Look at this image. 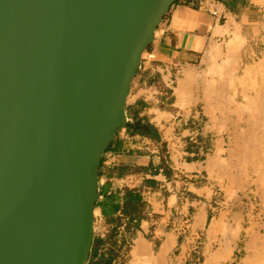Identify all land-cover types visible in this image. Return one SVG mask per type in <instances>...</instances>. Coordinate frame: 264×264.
I'll return each instance as SVG.
<instances>
[{
	"label": "water",
	"instance_id": "95a60500",
	"mask_svg": "<svg viewBox=\"0 0 264 264\" xmlns=\"http://www.w3.org/2000/svg\"><path fill=\"white\" fill-rule=\"evenodd\" d=\"M178 0H0V264H89L101 160Z\"/></svg>",
	"mask_w": 264,
	"mask_h": 264
},
{
	"label": "crops",
	"instance_id": "0c3cea01",
	"mask_svg": "<svg viewBox=\"0 0 264 264\" xmlns=\"http://www.w3.org/2000/svg\"><path fill=\"white\" fill-rule=\"evenodd\" d=\"M214 9L220 13L219 17L212 16L211 11ZM262 31L264 0H178L158 26L153 44L142 56V63L147 52H154L156 60L143 63L141 71L133 81L129 96L133 97V101L127 105V112H131L135 118L134 123L129 125L142 121L151 125L155 134L136 132L129 125L120 129L106 150L99 169V203L109 197L112 199L111 206L114 205L115 209L108 206L106 217L98 204L94 216L98 213L111 223L109 228L115 233L117 240H121V237L130 239L132 253L138 251L137 246L151 245L153 249L157 243L158 255L168 245L167 254L180 247L182 256L185 253V243L189 241L186 236L180 238L175 228L178 223H182L183 234H187L185 229L190 230L192 226L186 225L191 220L185 221V218L191 211H195L193 227L197 215L204 211L203 224L197 229L205 231L203 236L208 243L212 238L225 241L221 232L217 236L211 234L215 218L210 213L208 199L191 198L193 185L190 178L200 177L203 171L199 165L204 162L198 159L188 163L183 156L189 154L183 151L180 157L177 151L178 144L189 132L185 129L188 124L186 117L194 106H178L180 101L176 92L168 104L161 105L157 101H145L142 92L146 87H155L158 82H167L172 75L178 77L179 86V80L184 81L190 74L204 72L212 65L210 54L214 51L215 57L217 52L214 47L217 48L230 39L234 32L254 39ZM249 50L252 51L253 46ZM216 61L220 63L221 59ZM164 106L166 107L163 108ZM164 114L172 116V119H161ZM180 116L183 117L181 121ZM177 131H182L179 134L181 138H177ZM196 154L197 148L191 156H197ZM190 166H195V169L188 171L186 167ZM111 191L114 192L112 196L109 195ZM128 192H133L138 197L133 218L124 211ZM121 213L129 221L121 219ZM175 213L179 216L181 214V220L174 218ZM94 235L95 242H98L95 232ZM98 256L99 251L94 243L90 263L96 264L99 260L105 263L108 260L107 255L101 259Z\"/></svg>",
	"mask_w": 264,
	"mask_h": 264
},
{
	"label": "rangeland",
	"instance_id": "374dc122",
	"mask_svg": "<svg viewBox=\"0 0 264 264\" xmlns=\"http://www.w3.org/2000/svg\"><path fill=\"white\" fill-rule=\"evenodd\" d=\"M234 39L235 34L217 47L216 53L220 55L215 53V60L211 57L212 65L207 70L190 74L192 81L179 80L175 88L178 106H194L186 117L189 122L185 129L189 132L178 144V154L181 157L183 151L188 153L183 156L188 163L198 159L204 162L199 165L203 171L200 177L190 178L191 198L208 199L210 213L215 218L211 234L217 236L221 232L225 241L212 238L208 243L203 236L205 231L197 229L203 224L204 211L197 215L194 227L195 211H191L185 218L191 220L186 225L192 226L185 229L187 234H183L182 223L175 228L180 238L188 237L182 256V249L177 247L161 258L156 243L153 249L149 246L150 257H139L131 252L130 244H120L109 228L106 238L96 235L98 242H95L98 251L107 249L106 259L113 257L116 264H198L199 259L201 264H264V31L258 32L254 39L245 35L238 48L240 58L236 55L241 61L236 57L233 60L236 63L229 64L225 58L229 57L228 45ZM217 59H221L220 63ZM182 82V85L190 83L182 88ZM132 101L133 97L129 98L128 104ZM161 119L169 121L172 116L164 114ZM179 134L182 131L176 132L177 138H181ZM196 148L197 156L193 157ZM186 168L192 171L195 166ZM181 217L174 214L176 220ZM106 225L111 223L106 221ZM255 235L258 238H253Z\"/></svg>",
	"mask_w": 264,
	"mask_h": 264
},
{
	"label": "built area",
	"instance_id": "2783aa9c",
	"mask_svg": "<svg viewBox=\"0 0 264 264\" xmlns=\"http://www.w3.org/2000/svg\"><path fill=\"white\" fill-rule=\"evenodd\" d=\"M212 16L214 17H219V12L217 9H214L213 11H211ZM156 60V55L154 52H147L143 58V63H147V62H154ZM142 63V65H144ZM178 84V77H176L175 75H172L169 77V80L167 82H158V84L154 87V86H150V87H146L144 89V92H146L143 95V98L145 101L148 102H153V101H157L158 104H165V103H169L175 93V88ZM181 117V116H180ZM189 122V117L187 118V123ZM188 125V124H187ZM114 194L113 191H111L109 193L110 196H112ZM95 219V225H94V232L95 234L101 235V238H106V236L109 234V226L106 225V220L104 217L98 215L94 216ZM121 219L125 220V221H129L125 215L123 213H121ZM102 227H105L102 230H100ZM122 237L121 240H119V243L121 244L122 242L130 244L131 247V243L132 241L130 239H123L122 241ZM106 252L107 249H101L99 250V256L98 258H104L106 256ZM204 256V255H203ZM198 264H201V259L198 260Z\"/></svg>",
	"mask_w": 264,
	"mask_h": 264
},
{
	"label": "trees",
	"instance_id": "16d2710c",
	"mask_svg": "<svg viewBox=\"0 0 264 264\" xmlns=\"http://www.w3.org/2000/svg\"><path fill=\"white\" fill-rule=\"evenodd\" d=\"M130 128H133L136 132H140L146 135H152L153 129L149 125H146L142 121L136 122L134 125H129ZM111 200L109 197H107L106 201L99 203L98 207L102 208L103 214L107 217L108 216V206H111ZM110 204V205H109ZM138 204V197L133 192H128L126 196V204H125V214L127 216H130L133 218V214L136 211V205ZM112 209H115L114 205L111 206ZM96 250L94 249V256ZM105 263L100 264H113L114 259L113 257L109 258L107 261H104ZM90 264H95L91 262ZM98 264V263H96Z\"/></svg>",
	"mask_w": 264,
	"mask_h": 264
},
{
	"label": "bare ground",
	"instance_id": "6f19581e",
	"mask_svg": "<svg viewBox=\"0 0 264 264\" xmlns=\"http://www.w3.org/2000/svg\"><path fill=\"white\" fill-rule=\"evenodd\" d=\"M236 28V27H235ZM218 29H220V28H218ZM235 30H237V29H235ZM237 31H239V30H237ZM236 31V32H237ZM229 32V31H228ZM236 32H234L235 33V39L234 40H231L232 42L231 43H229V47H230V54H228L229 55V57H227L226 56V60H228V61H226L227 63L229 62V64H231V62H233V60H234V58H236L238 55H237V53H239L240 51H239V49H240V47H239V45H240V42H241V40L243 39V37L240 35V34H236ZM224 33V32H223ZM238 33V32H237ZM243 40H245V39H243ZM241 45H242V43H241ZM239 48V49H238ZM214 49H217V48H215L214 47ZM218 50V49H217ZM239 51V52H238ZM215 52H216V50H215ZM212 53V52H211ZM214 55V51H213V54L211 55L210 54V57H212ZM216 55H217V53H216ZM215 55V56H216ZM218 55H220V54H218ZM217 55V56H218ZM237 55V56H236ZM217 56L216 57H213L212 59H214V58H217ZM239 57V56H238ZM237 57V60L240 58H238ZM228 58V59H227ZM215 60V59H214ZM240 60V59H239ZM238 60V61H239ZM225 61V60H224ZM231 61V62H230ZM237 61V62H238ZM241 61V60H240ZM263 62V61H262ZM213 63H214V61H213ZM234 64L236 63V62H233ZM226 64V63H225ZM238 64V63H237ZM264 64V63H263ZM262 65V64H261ZM228 66H231V65H228ZM228 66H227V68H228ZM236 66V65H235ZM225 68V67H224ZM236 68V67H235ZM228 69H230V68H228ZM189 76V75H188ZM192 77H187V79H190L191 81H192V79H191ZM184 81H186V80H184ZM188 83H190V82H188ZM188 83H184V85H186L187 86V84ZM183 84V82L181 83V87L182 86H184V85H182ZM189 86V85H188ZM183 88V87H182ZM186 90V89H185ZM180 92H182V93H184L183 92V90L181 91V89L179 90ZM178 91V92H179ZM179 92V93H180ZM181 94V93H180ZM257 107H259V106H257ZM262 107V106H261ZM263 110V109H262ZM260 111H261V108H260ZM259 111V112H260ZM264 111V110H263ZM262 112V111H261ZM263 149V148H262ZM264 151V150H263ZM263 170H264V168H263ZM255 171V170H254ZM254 173V172H253ZM255 174V173H254ZM258 174V173H257ZM260 184V183H259ZM260 188V187H259ZM264 196V195H263ZM264 200V199H263ZM264 202V201H263ZM264 223V222H263ZM262 226H264V225H262ZM261 226V227H262ZM258 229V228H257ZM258 232V231H257ZM259 233V232H258ZM258 238V236L257 235H255L253 238ZM260 238V237H259ZM250 242H252L251 240H250ZM256 242H257V240H256ZM252 244H253V242H252ZM138 247V251H136L135 252V254L137 255V256H139V257H150L151 256V250H150V247L147 245V246H145V244L144 245H140V246H137ZM248 248V247H247ZM258 248V247H257ZM168 245H165L164 246V248L162 249L163 251H161V255H159L161 258H164V255H166L167 254V251H168ZM249 249V248H248ZM262 255V254H261ZM157 260H158V258H157ZM160 260V259H159ZM259 262V261H258ZM154 263V262H153ZM264 263V262H263Z\"/></svg>",
	"mask_w": 264,
	"mask_h": 264
}]
</instances>
